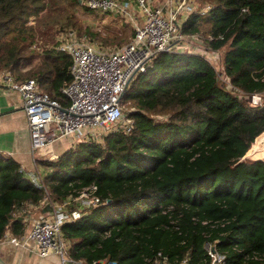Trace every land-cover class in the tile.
<instances>
[{"label":"trees","instance_id":"1","mask_svg":"<svg viewBox=\"0 0 264 264\" xmlns=\"http://www.w3.org/2000/svg\"><path fill=\"white\" fill-rule=\"evenodd\" d=\"M207 1L209 11L189 14L181 32L200 35L220 51L236 90L263 91L264 0ZM77 3L0 0V69L15 80L35 79L61 106L67 104L59 88L69 81L70 59L53 50L56 38L51 50L33 48L51 30L47 17L46 24L39 21L42 13ZM68 21L59 14V24ZM119 103L128 132L118 124L101 142L78 141L53 160L36 159L46 170L38 183L0 155V239L24 232L15 208L43 198L50 208L93 185L100 202L60 227L73 258L175 264L186 257L190 264H208L209 245L223 264H264V161L241 160L264 132V103L240 100L201 55L182 48L154 54L128 81ZM161 114L164 119L155 118Z\"/></svg>","mask_w":264,"mask_h":264},{"label":"built area","instance_id":"2","mask_svg":"<svg viewBox=\"0 0 264 264\" xmlns=\"http://www.w3.org/2000/svg\"><path fill=\"white\" fill-rule=\"evenodd\" d=\"M78 2L87 10L117 14L130 20L133 33L122 45L105 49L84 38L76 37L72 30L57 32V43L53 50L67 55L70 59L67 70L69 81L59 88V92L67 99L65 106H61L58 101L41 91L33 78L20 81L15 80L7 71L0 74V86L16 91L22 100L32 154L53 160L56 155L52 153L51 145L61 138L75 136L101 142L103 135L117 128L118 124L128 132L130 121L123 118L119 98L131 77L136 72L143 71L150 58L160 51L189 48L213 67L216 80L221 85L227 90L234 88L226 74L224 73L227 78L222 76L223 67L219 50L210 49L200 35L181 32L179 19L191 13H206L210 9L208 3L202 6L198 5L196 0H176L174 6L163 10L161 6L150 5L147 0H78ZM131 3L142 14L139 23L135 22L129 9ZM262 94L264 89L245 95L250 105L260 106ZM94 190L93 185L84 187L76 198L83 199L87 206L98 204L100 201L93 195ZM42 201L47 204V199L43 198ZM52 205L56 206L55 203ZM72 219L74 218L68 217L62 210L53 209L32 222L21 238L34 241L39 256L56 254L58 264H86L82 259L67 254L69 240L62 235L60 227ZM9 234H3L2 237L5 236L10 242L17 244L18 237ZM205 247L210 256L208 264H223L222 256L209 245ZM88 264L116 262L112 259L98 258ZM175 264H188V260L184 257Z\"/></svg>","mask_w":264,"mask_h":264},{"label":"crops","instance_id":"3","mask_svg":"<svg viewBox=\"0 0 264 264\" xmlns=\"http://www.w3.org/2000/svg\"><path fill=\"white\" fill-rule=\"evenodd\" d=\"M147 1L152 6H161L163 10H165L169 6H174V4L176 3V0H147ZM200 1H205V0H196V3L200 5L201 3ZM205 3H209V2L205 1L204 4ZM204 4L201 5L203 6ZM129 9L133 14V18H135V22L139 23L142 19L141 12H139V10L134 8L133 3L130 4ZM101 14H111L119 18H122L124 21H127L129 25H131L132 33H133V26L130 20L125 19L117 14H112V13H101ZM186 17L185 18L181 17L179 19L180 25L182 21L186 19ZM105 49H111V48H105ZM184 50L190 51L189 48H186ZM68 66H67V70H68ZM82 138L83 137L79 138L75 136L61 138L60 140H57L56 142L52 143L51 151L53 154L57 156L63 151L72 148L74 144L77 143L78 140ZM0 155L11 157L15 161H17L19 163V167L23 175L26 178H28L30 181H33L34 183H38L40 178L46 172V170L35 161L38 158L46 159V157L41 155L37 156L30 152L29 132L22 109V100L19 94L16 91L1 86H0ZM80 202H83V199H78L76 197H66L61 203L59 204L55 203L56 204L55 207L54 205H52L49 208L44 204L45 202L41 200L37 204L24 203L18 208H15L12 211V214L14 216H20L22 218V221L24 223V232L22 235H24L27 232L30 225L32 224V222H34L40 217H43L48 211H52L53 209H60L68 217L76 218L81 212L82 208L87 206L85 202L82 205H80L79 204ZM5 234L8 235L9 233L5 232L4 235ZM18 239L19 242L17 244L10 242L8 238L5 236L0 239V257L8 264H58L59 263L58 256L54 253H50L46 256H39L36 253V246H35L36 244L31 239L21 238V236Z\"/></svg>","mask_w":264,"mask_h":264},{"label":"rangeland","instance_id":"4","mask_svg":"<svg viewBox=\"0 0 264 264\" xmlns=\"http://www.w3.org/2000/svg\"><path fill=\"white\" fill-rule=\"evenodd\" d=\"M205 1H200V5L204 4ZM65 4L69 5L68 3ZM208 4L210 5V2ZM60 13L66 15L67 19L69 18L68 24H59V22H57ZM46 17L49 19L50 24H46V21L48 20ZM29 20V22H31L32 18L30 17ZM39 21L43 24L51 26V30L49 28H46L44 32L41 33V36H38L36 43L38 48H33L36 53H39L42 50H51L52 48H49L50 43L54 41V39L56 38V34L59 31L72 30L74 32V35H77L76 37L81 36L79 38H84L92 42L94 45L101 46L103 48H115L119 45H122L129 40L132 34V27L127 21H124L122 18H119L115 15L101 14L100 12L89 11L79 2L77 4L68 6L66 9L62 8L59 11H44L40 16ZM43 46L47 47L42 48ZM32 64L33 63H31V65ZM4 71L8 72L9 70L0 69V74ZM25 73H23V75H25ZM221 73L223 77H226L223 70ZM21 78L23 79L30 77L22 76ZM18 79L20 78H17V80ZM228 90L236 94V96L240 100L249 102L247 95H245L241 91H238L235 88H230ZM260 103L261 105L264 103V94H262ZM155 118L161 120L165 118V115H156ZM98 135L99 133L97 132V136ZM84 140L88 139H79L78 141ZM256 144L257 146L251 153H245L244 159H261L264 161V136H260ZM79 204L82 205L83 202H80Z\"/></svg>","mask_w":264,"mask_h":264},{"label":"bare ground","instance_id":"5","mask_svg":"<svg viewBox=\"0 0 264 264\" xmlns=\"http://www.w3.org/2000/svg\"><path fill=\"white\" fill-rule=\"evenodd\" d=\"M260 136H264V132H262L260 135H258V136L254 139L255 141L251 144V147H249V149L246 151V153H251V152L254 150V148L257 146L256 143L258 142Z\"/></svg>","mask_w":264,"mask_h":264},{"label":"water","instance_id":"6","mask_svg":"<svg viewBox=\"0 0 264 264\" xmlns=\"http://www.w3.org/2000/svg\"><path fill=\"white\" fill-rule=\"evenodd\" d=\"M125 90V89H124ZM245 155V154H244ZM244 155L242 156L241 160L244 159ZM0 264H8L7 262H5L1 257H0ZM188 264H190V262L188 261Z\"/></svg>","mask_w":264,"mask_h":264}]
</instances>
